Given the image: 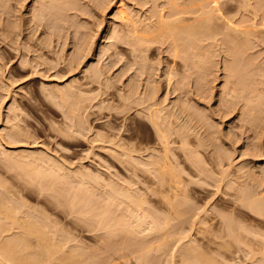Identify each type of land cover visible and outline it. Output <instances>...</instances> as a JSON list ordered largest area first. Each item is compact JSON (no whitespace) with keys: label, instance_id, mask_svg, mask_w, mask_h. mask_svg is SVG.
<instances>
[{"label":"rangeland","instance_id":"374dc122","mask_svg":"<svg viewBox=\"0 0 264 264\" xmlns=\"http://www.w3.org/2000/svg\"><path fill=\"white\" fill-rule=\"evenodd\" d=\"M144 1L38 0L33 21L36 0L0 6V202L17 211L6 222L0 207V224L37 220L44 234L20 235L31 250L18 245L43 263L76 247L85 263L106 257L105 263L138 264V255L117 259L110 247L121 241L108 234L117 227L106 225L121 217L136 225L137 215L154 217L159 229L168 222L148 264H183L181 255L205 259L216 204L232 207L240 192L264 198V37L244 40L240 30L219 29L215 18L198 23L193 13L186 25L194 31L179 24L178 33L161 19L174 14V0ZM188 1L176 9L191 7ZM195 1V8L205 4ZM223 1L237 24L255 20L264 31V0ZM86 38L92 41L82 52ZM158 159L169 160L166 176L181 188L173 214L171 193L154 182L162 178ZM112 187L146 200L144 211L115 198ZM234 217L264 236L257 216ZM150 226L137 228L139 239ZM3 235L0 242L10 238ZM41 239L47 242L36 247ZM65 239L74 241L66 246Z\"/></svg>","mask_w":264,"mask_h":264},{"label":"bare ground","instance_id":"6f19581e","mask_svg":"<svg viewBox=\"0 0 264 264\" xmlns=\"http://www.w3.org/2000/svg\"><path fill=\"white\" fill-rule=\"evenodd\" d=\"M4 1L6 3L7 0H0L1 8H2V6L4 7V5H5V7L9 8V5H8L9 2L5 4ZM22 1L24 2L25 0H19V2L23 3ZM37 1L38 0H36V2H34L32 4L31 9H32V11H34L33 17L31 18L32 21H33L34 17H37L39 15L38 8L35 7V4L37 3ZM178 1L179 0L176 1L177 4H179ZM185 1H187V0H185ZM191 1H193V2H191ZM191 1L189 2L190 3L189 5L191 7L187 8L186 10H184L185 7H182V6H187V4H183L182 6H180L179 8L182 7L181 9H179V8L176 9L177 4L175 3V0L172 1V3H174V6L172 4V6L170 8L172 10V8L174 9V7H175L176 10L175 9L173 10V11H175L174 14H171L172 11L168 13L167 16L169 18L167 16H165L167 12H165V14L161 13V14H163V15H161V19L164 22L166 29L172 30L175 32L177 31L179 33L178 25L181 24L184 27H186V30L189 33L193 32L194 27L191 26L193 24L189 23V24H187L188 26L186 25V23L192 21L191 18L187 17L186 14L193 13V15L195 16V21H197L198 23L199 22H205L207 24V22L212 20V18H215V22H216L219 29H222V30L226 29L227 30L228 28H233V29L240 30L244 40H248L253 35L258 36L259 38L264 37V31L260 30L257 23H255V20H254V22H252L249 25L247 24V25L241 26V25L237 24L235 21V15H232V13H233L232 8L231 7H225V5H227L226 1H223V0H210V1L209 0H203V2L205 4L203 3L204 5H202V6L199 5L198 8H195L198 6V5H195L197 2L195 0H191ZM144 2H146V1H144ZM46 9L49 10L48 7H46ZM169 11H170V9H169ZM169 19H172V20H169ZM42 25H43V27L47 26L46 24H42ZM34 29H35V27H34ZM88 36H89V34H88ZM88 36H86V37H88ZM89 39L91 40L92 38H89ZM88 40L86 38V41L84 42L85 46L80 41V43H82V45H80V47H79L81 49V50L79 49L80 51H82L83 48L86 49L87 47H89L87 45ZM91 41H90V44H91ZM86 45H87V47H86ZM132 52L137 57H140L135 48L132 49ZM2 64L3 63L0 62V67L3 68V66H1ZM141 75H143V74H141ZM133 90H134V88H133ZM137 92H136V94H138ZM70 111L71 110H68V112H70ZM153 123H154V126L156 127V129L158 131V134L161 135V138L165 139L167 137V134L163 130L161 124L158 122V120H155V119H153ZM15 134L17 135L18 133L15 132ZM15 134H13V135H15ZM131 151H135V149L134 150L131 149ZM138 164H140V163H138ZM153 164L158 168L157 172L159 174H161V177H162L159 179L157 177H155L158 179L157 181H154L155 184L157 185V189L160 193H163L164 191H166L168 189V191L171 193V199H170V201H168L169 207H167V210L172 214L176 213L178 211L176 206L181 203L180 199H177V198H181L182 195L180 193V189H181V188H179L180 186H178V184L177 185H171V183H172L171 181H173V180L171 178H167V176H166L169 172L170 167H171V163L169 162V160H166L165 162H163V161H160L158 159V160H154ZM151 166H152V163H151ZM112 190H113V196L115 198L122 197V198H125L127 200H130L132 205L135 207V210L138 211V213L144 211L143 205L146 202V200H144L143 198H140L139 196L133 195L129 190L117 189V188H113V187H112ZM184 190H185L184 192H186L187 188ZM254 195L256 196V193ZM254 195L251 199H247V198H245L244 193L240 192L238 194L239 200H237V202H235V204L232 207L231 206L219 207V205L216 204L217 205L216 206L217 207L216 212L213 213V216H211V219H209L210 220L209 221V227L207 230V236H206V242H205L206 248H204V250L207 254V257H205V259H204L202 254H201V256L197 254L193 258L187 259L186 256L181 255V258H182L181 263H183V264H234V263L235 264H245V261H246L245 257H246L248 260L253 261V263H255V264H264V236L263 237L261 236L259 238L258 237L259 235H257V233H255V232H257V229L255 226H252V225H246L245 226L243 223H241V221H237L234 217V215L239 214V212H240V214L243 213V214H247L250 216L255 215L258 217L256 219H259L262 223H264V198H262V199L259 198L256 200ZM177 200H179L180 203H177L178 202ZM163 202L165 204H167L165 201H163ZM1 203L3 205H4V203L0 202V207H1V209L3 208L5 211V208L2 207L3 205ZM5 206L7 209L5 211L4 219L6 220V222H10L11 220H13L14 215H16L17 211L15 212L13 210L14 207L9 210L10 205H8L9 207H7V205H5ZM1 212L3 215V211H1ZM226 212H229L230 214H232L231 217L225 216ZM0 217H1L0 219H3L1 214H0ZM136 217H137V224L136 225H132V224L127 223V219L125 217L124 218L126 220L123 217H121V219H117V218L114 219L113 218V221H108L106 223V225H112L113 224L112 225L113 227L114 226L117 227L115 230H113V233L112 232L108 233L109 236H113V238L119 239L121 241V244L116 245V246L111 245L110 248L112 250H114V253L117 255L118 260L127 259L133 255H136V256L138 255L137 256L138 258L135 257L138 260V264H141V263L142 264H148L149 259H150L149 257H151L150 253H149L150 252L149 249L157 250L161 247L160 240H162L163 237H166V234L162 235L161 232H162V230L165 229V226L167 225L168 222L166 223L165 226H162V228L159 229V227L157 226L158 222H156L154 217H152L150 215L147 216L146 218H142V217H140V215H137ZM122 218L124 220H122ZM148 219H151V221H148ZM34 220H36V219H34ZM1 224H0V235H1L0 237H2L3 234H7V237H10V238L9 239L7 238L6 241L3 240L4 242L3 241L0 242V264H39L40 262H42V260H43L42 258H44V257L41 258L42 260L38 259V258L35 259L32 256H34V255L37 256V254H34L33 251H32L33 255L30 256L31 251L29 252L28 248H24L27 245L30 246V243L23 244V243H25V241H21L22 239H20L22 237L20 235H22V234H24V236L26 237V236H32L33 234H42L43 233V231L41 229H39L43 226L41 224H39V222L37 220L34 221V223H31L30 220L27 221V218L26 219L24 218L15 227H13V226L5 227L4 225H1ZM98 224H100V223H98ZM145 224L151 225L149 228V233L144 236L145 239H139L137 236V234H138L137 228H141ZM44 229H45V227H44ZM17 230H19V231L17 232ZM3 237H4V235H3ZM41 240H42V242H41ZM41 240L39 241V243L37 242L38 245L37 244H34V245H36V247L37 246L39 247L40 243H42L40 245V247H42L43 244L45 242H47L43 239H41ZM27 241L28 240H26V242ZM43 241H45V242L43 243ZM71 241L73 242L74 240H71ZM71 241H69V239L68 240L65 239L63 241L64 242L63 245L70 244ZM20 242H22V243H20ZM18 243H20V245L23 244V246L24 245H26V246L20 247L18 245ZM47 243H50V241L48 240ZM50 245H51V243H50ZM15 246H17L16 249L14 248ZM29 246H27V247H29ZM66 246H64L65 249H66ZM64 247H62V250L64 249ZM73 247L74 246H72V249H73ZM17 248L18 249L21 248V250L23 249L24 254L27 253L24 250H27L29 256H27V254H26L25 257H22L24 255L23 252L22 251L20 252L19 251L20 249L18 250ZM75 248L73 250L71 249L72 250L71 253H68V255L70 254L69 256L66 254L63 255V256H68V257H62L63 260L59 259V258L57 259V257H55V259H53L51 256L49 258L50 260L48 259L49 261L44 260L45 262L44 263L42 262V263L46 264L47 262H49V264H50L53 261L51 264H93L92 262L85 263L84 261H82L80 259L78 260V257L81 258L85 254L83 252H81V250H77V248L76 249ZM29 249H30V247H29ZM47 251H49V250H47ZM47 251H45L46 254H48ZM82 251H83V249H82ZM240 253L244 254V256L239 255ZM19 254H20V256H19ZM41 254H43V253H41ZM73 257H75L77 259H75ZM105 258H104V260H105ZM201 258H203L204 260ZM73 259H75V260H73ZM88 259H90V257H88ZM88 259H87V261H88ZM104 260H101V262H102L101 264H111V262H112L111 261V262L105 263L106 260L105 261ZM114 260H115V258H114ZM171 260L173 263L174 262L173 259H171ZM196 260H198L199 262L196 263L197 262ZM38 261H40V262H38ZM66 261H69L70 263L69 262L66 263ZM62 262H65V263H62Z\"/></svg>","mask_w":264,"mask_h":264}]
</instances>
